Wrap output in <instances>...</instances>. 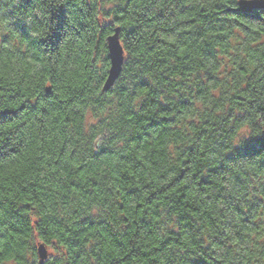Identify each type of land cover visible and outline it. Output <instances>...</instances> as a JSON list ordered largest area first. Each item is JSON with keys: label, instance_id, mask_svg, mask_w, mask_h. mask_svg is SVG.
Segmentation results:
<instances>
[{"label": "trees", "instance_id": "obj_1", "mask_svg": "<svg viewBox=\"0 0 264 264\" xmlns=\"http://www.w3.org/2000/svg\"><path fill=\"white\" fill-rule=\"evenodd\" d=\"M236 2L0 0V264H264V9Z\"/></svg>", "mask_w": 264, "mask_h": 264}, {"label": "water", "instance_id": "obj_2", "mask_svg": "<svg viewBox=\"0 0 264 264\" xmlns=\"http://www.w3.org/2000/svg\"><path fill=\"white\" fill-rule=\"evenodd\" d=\"M256 9H264V0H237L236 5L232 10L242 13H250ZM107 55L109 65L106 71V76L102 83V90H109L121 73L124 62V49L120 40V27L116 26L112 33L106 36ZM49 91V87L47 88ZM38 264H43L48 258L49 252L47 245L44 242H38L35 245Z\"/></svg>", "mask_w": 264, "mask_h": 264}, {"label": "rangeland", "instance_id": "obj_3", "mask_svg": "<svg viewBox=\"0 0 264 264\" xmlns=\"http://www.w3.org/2000/svg\"><path fill=\"white\" fill-rule=\"evenodd\" d=\"M47 250H48L49 255H50L51 250H50V248L48 246H47ZM37 260H38V257H37Z\"/></svg>", "mask_w": 264, "mask_h": 264}]
</instances>
